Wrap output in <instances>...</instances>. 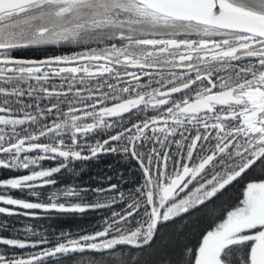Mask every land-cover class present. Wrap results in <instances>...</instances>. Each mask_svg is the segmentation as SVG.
<instances>
[{
    "label": "snow or ice",
    "instance_id": "obj_1",
    "mask_svg": "<svg viewBox=\"0 0 264 264\" xmlns=\"http://www.w3.org/2000/svg\"><path fill=\"white\" fill-rule=\"evenodd\" d=\"M0 170V264H264V0H0Z\"/></svg>",
    "mask_w": 264,
    "mask_h": 264
},
{
    "label": "trees",
    "instance_id": "obj_2",
    "mask_svg": "<svg viewBox=\"0 0 264 264\" xmlns=\"http://www.w3.org/2000/svg\"><path fill=\"white\" fill-rule=\"evenodd\" d=\"M43 54L44 53L41 52L26 53V55H35V56H42ZM105 163L115 164V161L107 159ZM45 166H49L47 162L45 163ZM116 166L120 167L121 171H124L128 167L127 164L124 162H121V164H118ZM98 167H104V164L97 165V163L93 162L90 165L89 164L84 165L83 166L84 170L81 172L80 178H82L84 181H87L89 179V176H95ZM3 175H4V171L0 170V176ZM128 175L131 176V173H129ZM64 179L67 180L69 178L65 176ZM129 186H131V184ZM44 191L48 192L50 191V189H45ZM15 194L21 197L24 195L18 192H16ZM103 214L104 213L102 212H90L86 216H80V215L58 214V213L44 214L43 212H40V215L43 218L39 220H34L25 217H10L8 218V220L9 223L14 225L15 227H22L24 224H33V225H37L39 228L48 229V230L54 229L57 231L58 230L77 231L81 227H87L92 223L98 222L101 215ZM152 259H155V257H153Z\"/></svg>",
    "mask_w": 264,
    "mask_h": 264
}]
</instances>
